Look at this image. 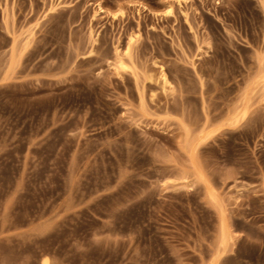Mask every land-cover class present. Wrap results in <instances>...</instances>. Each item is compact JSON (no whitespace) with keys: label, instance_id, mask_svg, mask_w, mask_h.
<instances>
[{"label":"rangeland","instance_id":"374dc122","mask_svg":"<svg viewBox=\"0 0 264 264\" xmlns=\"http://www.w3.org/2000/svg\"><path fill=\"white\" fill-rule=\"evenodd\" d=\"M176 1L0 0V264H264V0Z\"/></svg>","mask_w":264,"mask_h":264},{"label":"bare ground","instance_id":"6f19581e","mask_svg":"<svg viewBox=\"0 0 264 264\" xmlns=\"http://www.w3.org/2000/svg\"><path fill=\"white\" fill-rule=\"evenodd\" d=\"M175 1H176V0H175ZM176 2L178 3V5L181 4V1H180V0H177ZM98 7H99V8H97L96 11H98V12L102 11V8H103V7H100V6H98ZM169 8H170V7H169ZM169 8H168V9H169ZM171 10H172V9H171ZM171 10H168L166 15H170V14H171ZM162 75H163V74H162ZM162 83H163V85H166V83H167V80L165 79L164 76H162ZM239 117H241V116H239ZM231 120H233V119H231ZM236 120H237V119H235V121H236ZM223 239H224L223 241L227 240V239H228V236L226 235ZM42 264H47V262H46L45 259L42 261Z\"/></svg>","mask_w":264,"mask_h":264}]
</instances>
